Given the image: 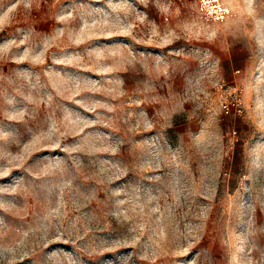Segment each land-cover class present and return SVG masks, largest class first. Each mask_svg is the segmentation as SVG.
I'll return each instance as SVG.
<instances>
[{"label":"rangeland","instance_id":"1","mask_svg":"<svg viewBox=\"0 0 264 264\" xmlns=\"http://www.w3.org/2000/svg\"><path fill=\"white\" fill-rule=\"evenodd\" d=\"M0 264H264V0H0Z\"/></svg>","mask_w":264,"mask_h":264},{"label":"built area","instance_id":"2","mask_svg":"<svg viewBox=\"0 0 264 264\" xmlns=\"http://www.w3.org/2000/svg\"><path fill=\"white\" fill-rule=\"evenodd\" d=\"M224 108L226 109V112H227V113H229V112H230V107H229V105H228V104H226V105L224 106Z\"/></svg>","mask_w":264,"mask_h":264}]
</instances>
